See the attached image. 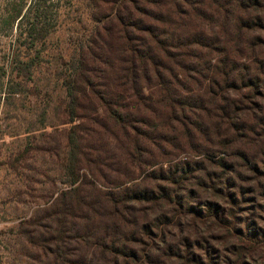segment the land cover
I'll return each instance as SVG.
<instances>
[{
    "label": "trees",
    "instance_id": "16d2710c",
    "mask_svg": "<svg viewBox=\"0 0 264 264\" xmlns=\"http://www.w3.org/2000/svg\"><path fill=\"white\" fill-rule=\"evenodd\" d=\"M86 2L87 24L77 22L83 33L54 74L65 91L60 124L71 126L42 140L64 188L24 223L28 243L43 264H264V227L241 216L253 199L264 224V0ZM32 8L22 16L14 6L8 21ZM35 11L21 45L38 60L53 27ZM29 59L12 54L1 69L25 84ZM229 156L238 162L228 173H244L250 192L236 186L237 198L225 175L216 180L227 189H213L231 207L179 196L204 184L202 162L220 157L226 173Z\"/></svg>",
    "mask_w": 264,
    "mask_h": 264
},
{
    "label": "rangeland",
    "instance_id": "374dc122",
    "mask_svg": "<svg viewBox=\"0 0 264 264\" xmlns=\"http://www.w3.org/2000/svg\"><path fill=\"white\" fill-rule=\"evenodd\" d=\"M86 3V0H0V264H43L39 253L23 235V228L25 222L38 217L41 209L56 198L57 187L64 188L62 182L56 178L57 166L53 164V159H49L41 151L51 145L42 144V140L55 137L56 129L68 130L71 126L60 124L62 117L59 104L65 99V91L54 74L59 68V57L67 58L70 54L69 42L83 33L77 22L87 24L89 10ZM31 5L33 11L27 12L28 15L23 21H20L21 17L16 21H8L7 16H10L9 11L14 6L24 9L23 16ZM38 5L53 28H50L44 44L38 48V60L35 59L37 52L29 51V58L35 59L36 66L33 67V81L19 85L21 79H17L15 75H4L1 68L7 67L12 54L19 60H31L25 56L21 44L31 41L27 30L30 23L34 22L35 8ZM219 159L220 157H214V161L202 162L207 171L199 173L198 181L204 184L190 187L184 185L187 191L179 193L184 201L197 200L198 203L195 204L199 206L195 205V208H204L205 202L213 201H218L222 207H231L229 202L221 200L219 191L213 189H227L217 181V177L225 175L230 176V186H233L231 192L237 198L240 187L243 186L244 192H250L254 188V183H245L244 173H228L230 166L238 162L235 157L224 158L229 166L224 169L226 173L219 167ZM184 160L185 158L176 160L173 165L181 167V161ZM164 168L167 172L168 165ZM208 173L211 174L212 181H215H208ZM195 196L197 199H193ZM254 207L253 199H246L241 216L253 223L252 228H262L264 224L257 218ZM170 209L166 203V218L172 217L169 214ZM183 221L186 225L187 220ZM153 234L155 236L148 240V244L155 247L150 255L156 260L163 243L160 237H156V232ZM218 246L220 245H215L220 250ZM219 253L222 254V250Z\"/></svg>",
    "mask_w": 264,
    "mask_h": 264
}]
</instances>
